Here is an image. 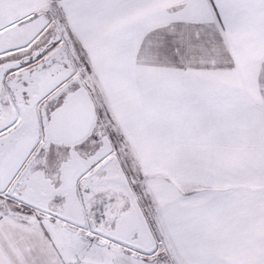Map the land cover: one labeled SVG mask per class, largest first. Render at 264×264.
<instances>
[{
  "label": "snow or ice",
  "instance_id": "obj_1",
  "mask_svg": "<svg viewBox=\"0 0 264 264\" xmlns=\"http://www.w3.org/2000/svg\"><path fill=\"white\" fill-rule=\"evenodd\" d=\"M0 264H264V0H0Z\"/></svg>",
  "mask_w": 264,
  "mask_h": 264
}]
</instances>
